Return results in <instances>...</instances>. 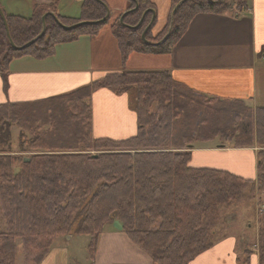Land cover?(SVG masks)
<instances>
[{"label":"trees","instance_id":"obj_1","mask_svg":"<svg viewBox=\"0 0 264 264\" xmlns=\"http://www.w3.org/2000/svg\"><path fill=\"white\" fill-rule=\"evenodd\" d=\"M181 1L171 0V14ZM249 1L233 4L243 10ZM233 8L227 0H185L153 37L156 20L152 22L148 10H155L154 4L130 0L123 23L120 14L111 31L125 64L133 53H171L197 15L224 14ZM81 9L77 19L57 14L53 5L39 4L29 18L6 14L16 46L38 38L23 50L11 46L0 16V73L5 76L16 58L51 57L59 45L97 35L109 23L107 18L65 30L54 18L72 26L107 15V7L98 0H84ZM145 13L142 24L133 28ZM149 25L146 39L156 45L142 40ZM102 88L117 93L135 90L134 137H93L91 98ZM11 126L32 135H22L32 155H0V264H18V241L24 264H41L56 238L71 234L79 215L77 232L90 238V261L96 258L106 225L117 222L155 264H188L212 247L222 208L239 203L247 190L250 198L258 193L264 206V108L197 94L167 71L113 72L68 94L0 105V132ZM215 141L233 148L257 147V179L191 167L188 149ZM258 227L264 264V209Z\"/></svg>","mask_w":264,"mask_h":264},{"label":"crops","instance_id":"obj_2","mask_svg":"<svg viewBox=\"0 0 264 264\" xmlns=\"http://www.w3.org/2000/svg\"><path fill=\"white\" fill-rule=\"evenodd\" d=\"M111 20L97 35H84L59 45L53 56L36 59L22 56L12 61L8 73H0V105L35 102L64 95L113 72L167 71L176 81L197 94L245 100L264 108V0H250L247 9L237 5L224 14H200L190 23L171 53H133L124 64L111 31L113 20L126 12L130 0H101ZM155 6L157 37L168 25L171 0H151ZM84 0H0L7 15L29 18L35 5H53L57 14L77 19ZM73 8V13L66 7ZM54 13V10L49 11ZM94 138L126 140L138 132L136 92L120 93L108 88L91 98ZM198 144L190 148L193 168L231 172L244 179H257L258 148ZM257 202L254 203L255 211ZM222 215L215 227L213 245L188 264H260L258 213L253 224L239 228L235 218ZM75 237L56 238L41 264H72ZM248 251L251 253L248 255ZM80 264H155L122 231L117 222L106 225L94 261Z\"/></svg>","mask_w":264,"mask_h":264},{"label":"rangeland","instance_id":"obj_3","mask_svg":"<svg viewBox=\"0 0 264 264\" xmlns=\"http://www.w3.org/2000/svg\"><path fill=\"white\" fill-rule=\"evenodd\" d=\"M227 2H230L235 8L236 4L235 3L233 4L235 0H227ZM66 7L70 9L71 11L70 13H73V8H70L69 5H67ZM31 15L32 14H29L28 16H31ZM116 19L113 20L112 24L116 23ZM108 22H111V20L109 19ZM107 24L109 23H106L104 27L108 26ZM23 134H24V137H26V139H29L32 137L31 134H28V132L21 131L16 126H11L10 129L5 127V129L2 132H0V155L13 154L20 158L30 157L32 155V152L29 151L28 145L26 146L24 145L25 139L22 137ZM29 141H31V139ZM213 144L219 147L218 145H222L223 143L216 141V144L215 143ZM246 179L251 180L249 178H246ZM257 194L255 195V198H250L249 190H247L245 192V197L239 203L222 208L221 214L228 215L227 218H235L238 221L237 223H238L239 228L246 227L245 225L248 219H251V223L252 225H254L253 221H254L255 212L256 211L257 213L260 212V210L258 209L260 205V200ZM255 202H257L256 211H255L256 207L254 205ZM80 221H81V215L76 217L73 223V228H72V232L70 235L75 237V241L73 244L75 258L78 261H86L88 257V244H89L90 238L86 235L78 234L77 230L80 225ZM59 237H64V236H59ZM18 264H24L22 244L20 241H18Z\"/></svg>","mask_w":264,"mask_h":264},{"label":"water","instance_id":"obj_4","mask_svg":"<svg viewBox=\"0 0 264 264\" xmlns=\"http://www.w3.org/2000/svg\"><path fill=\"white\" fill-rule=\"evenodd\" d=\"M99 1H100V0H99ZM184 1H185V0H182V1L176 6V8L173 10V12H172V19H173L174 15H175V12H176L177 8H178V7L180 6V4L183 3ZM100 2H101V1H100ZM136 9H138V6L135 7V10H136ZM148 11L152 12V14H153V17H152V22H153V21L155 20V18H156V12H155V10H153V9L148 10ZM148 11H147V12H148ZM147 12H146V13H147ZM146 13L143 15V17H142V19L140 20L139 24H138L136 27H133V28H138V27L142 24V22H143V20H144V17H145V15H146ZM126 14H127V12H125V13L122 15V17L120 18V23H121V24L123 23V18H124V16H125ZM109 15H110V11H109V9L107 8V15H106V17H105L104 19H102V20H100V21H97V22H80V23L74 24V25H72V26H66V25L62 24V23L59 21V19H58L55 15H54V18H55L56 22L59 23V24L61 25V27L64 28L65 30H72V29H75V28H77V27H80L81 25L86 24V23H99V22H104V21L109 17ZM0 16H1L2 20H3V22H4V26H5V28H6V33H7V36H8V38H9V40H10L11 46H12L14 49H16V50H23V49L29 47L30 45H32V44L38 39V38H36V39L32 40L31 42H29V43H27V44H25V45H23V46H21V47L16 46L15 43L13 42L12 38H11L10 31H9V27H8V23H7V19H6V15H5L4 11L2 10L1 6H0ZM46 16H47V14H45V15L43 16V18H42V20H43V25H44V30H45V19H46ZM150 25H151V24H150ZM150 25L144 30V32H143V34H142V40H143V42H145L146 44H155V45H156V43L149 42V41L146 39V33L148 32V30H149V28H150ZM42 34H43V33H42ZM42 34H41V35H42ZM164 40H165V38H164L160 43H162ZM26 161L28 162V161H30V160H29V159H26Z\"/></svg>","mask_w":264,"mask_h":264}]
</instances>
